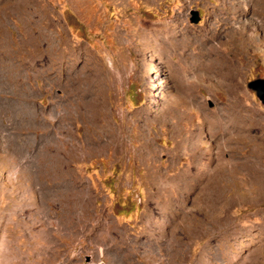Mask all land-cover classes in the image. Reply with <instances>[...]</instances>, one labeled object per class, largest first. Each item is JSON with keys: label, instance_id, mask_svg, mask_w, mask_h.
Segmentation results:
<instances>
[{"label": "rangeland", "instance_id": "obj_1", "mask_svg": "<svg viewBox=\"0 0 264 264\" xmlns=\"http://www.w3.org/2000/svg\"><path fill=\"white\" fill-rule=\"evenodd\" d=\"M259 2L0 0V264H264Z\"/></svg>", "mask_w": 264, "mask_h": 264}, {"label": "bare ground", "instance_id": "obj_2", "mask_svg": "<svg viewBox=\"0 0 264 264\" xmlns=\"http://www.w3.org/2000/svg\"><path fill=\"white\" fill-rule=\"evenodd\" d=\"M254 2H259V0H253ZM260 3V2H259ZM261 8V7H260ZM151 36L153 37V39L154 38H156V39H160V38H165L166 37V35H169V36H172V35H177V34H181L182 32H183V29H179L178 27H174V28H172V27H170V28H168V26L166 25V26H162V27H159V28H155V29H152L151 31ZM148 35V34H147ZM151 38V37H150ZM110 67V66H109ZM113 67V66H112ZM99 69L100 68H97V71H96V76H95V78L98 76V75H101V72L99 71ZM113 72V71H112ZM120 72V71H119ZM113 76V75H112ZM115 78V77H114ZM99 79H98V77H97V81H98ZM115 81V80H114ZM118 81H119V79H118ZM111 82V81H110ZM115 83V82H114ZM113 83V84H114ZM98 86V85H97ZM94 87V86H93ZM99 89V88H98ZM95 90V89H94ZM97 93V92H96ZM116 95V94H115ZM103 102H105V101H103ZM108 123V121H106L104 124H107ZM107 127L110 129L109 130V132H107L108 131V129H106L105 130V128H103V126L101 127V130L103 131V133H104V136H102L101 137V139H97L96 140V143L99 145L98 147H101V148H103L104 147V143H103V138H109V139H111V143H112V145L114 144V142L116 141L115 140V138L117 137V132L115 133L114 131L113 132H111V126L108 124L107 125ZM115 133V134H114ZM100 134V133H99ZM224 135V133L221 135V136H223ZM106 136V137H105ZM116 136V137H115ZM219 138V137H218ZM96 139V138H95ZM72 143V142H71ZM66 144V148L68 149V152H69V154L70 153H72V152H74V150H75V148L73 147V146H71V145H69L67 142L65 143ZM224 145H225V143H224ZM103 146V147H102ZM219 146V145H218ZM114 148V147H113ZM73 154V153H72ZM241 163V162H240ZM240 163H238L237 165H236V168H237V170L238 169H240V166H242V165H240ZM78 227V226H77ZM42 240V241H41ZM44 239H42V237L41 238H36V243H34V246H36V248H37V246H38V244H40L41 246H43L44 247V245L46 244V245H50V246H53L54 248L53 249H55V248H58V245L56 244V243H52V241L51 242H46L45 243V241H43ZM4 244V243H3ZM17 244V243H16ZM44 244V245H43ZM5 245V244H4ZM19 247L18 248H16L15 249V247L14 248H12L10 251H7V250H5V248L3 249L4 250V255L7 257V258H11L12 259V263L11 264H53V262L55 261L54 259L56 258V254H55V256L54 257H51L50 255H48V254H46V253H44L42 250H40V251H42V252H39L38 253V255H36V258H37V260H38V262L36 261L35 263L34 262H30V261H27V259H24L23 258V256L25 257V253H27L24 249H23V246L22 245H18ZM49 247V246H48ZM47 248V247H46ZM50 249V248H49ZM28 250V249H27ZM48 250V249H47ZM56 250V249H55ZM30 251V250H29ZM49 251V250H48ZM50 252H53V251H50ZM48 253V252H47ZM44 254H46V255H48V256H46V255H44ZM52 255V254H51ZM58 257H59V255H58ZM9 260V259H8ZM54 260V261H53ZM45 262H47V263H45Z\"/></svg>", "mask_w": 264, "mask_h": 264}, {"label": "water", "instance_id": "obj_3", "mask_svg": "<svg viewBox=\"0 0 264 264\" xmlns=\"http://www.w3.org/2000/svg\"><path fill=\"white\" fill-rule=\"evenodd\" d=\"M191 15L192 16L190 18V22L194 23V24L199 23V21L201 19L199 12L198 11H192ZM249 87L255 89L254 83H250ZM257 96L262 100V102H264V100H263L264 94H259V92L257 91Z\"/></svg>", "mask_w": 264, "mask_h": 264}]
</instances>
